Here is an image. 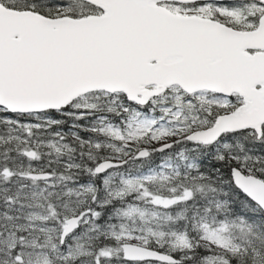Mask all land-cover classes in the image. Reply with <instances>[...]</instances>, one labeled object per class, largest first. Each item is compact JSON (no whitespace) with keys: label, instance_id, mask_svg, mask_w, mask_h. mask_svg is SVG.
I'll list each match as a JSON object with an SVG mask.
<instances>
[{"label":"snow or ice","instance_id":"obj_1","mask_svg":"<svg viewBox=\"0 0 264 264\" xmlns=\"http://www.w3.org/2000/svg\"><path fill=\"white\" fill-rule=\"evenodd\" d=\"M0 264H264V0H0Z\"/></svg>","mask_w":264,"mask_h":264}]
</instances>
